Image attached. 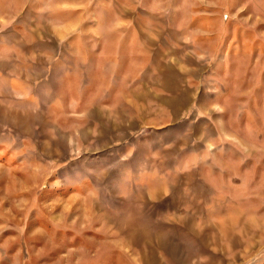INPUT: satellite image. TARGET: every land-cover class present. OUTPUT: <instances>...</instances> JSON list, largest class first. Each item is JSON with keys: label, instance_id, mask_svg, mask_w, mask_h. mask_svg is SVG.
Here are the masks:
<instances>
[{"label": "rangeland", "instance_id": "374dc122", "mask_svg": "<svg viewBox=\"0 0 264 264\" xmlns=\"http://www.w3.org/2000/svg\"><path fill=\"white\" fill-rule=\"evenodd\" d=\"M0 264H264V0H0Z\"/></svg>", "mask_w": 264, "mask_h": 264}]
</instances>
